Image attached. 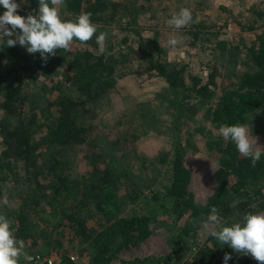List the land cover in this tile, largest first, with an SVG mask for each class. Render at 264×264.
Instances as JSON below:
<instances>
[{"label":"trees","instance_id":"obj_1","mask_svg":"<svg viewBox=\"0 0 264 264\" xmlns=\"http://www.w3.org/2000/svg\"><path fill=\"white\" fill-rule=\"evenodd\" d=\"M126 1L64 0L63 6L68 10V15H62L65 19L88 12L97 25V34L108 32L116 24L128 28V32L133 30L137 39L128 35L115 40L105 37L103 44L97 45L94 34L87 42L73 41L69 51L55 50L47 60L65 66L69 84L65 95L58 92L57 97L49 100L54 111L50 117L44 116L31 90V83L46 61L39 53H27L19 44L0 50V194L10 192L9 183L13 179L25 190L18 203L0 205V214L9 218L15 235L25 244V251L48 254L57 249L48 250L49 243H44L47 249L42 252L35 246L38 225L45 223L39 215L45 212L43 205L57 216L54 227L66 219L64 226L77 238L71 241V247L85 250L86 264H178L190 249L198 222H206L211 206L229 222L248 212H264V156L251 166L231 141H224L219 135L213 138L209 132L206 144L217 153V166L213 170L214 186L199 202L189 187L191 171L186 165L181 139L184 130L180 128L181 123L189 120L187 116L181 118L188 115L189 108H194L195 113L206 111L211 126L218 130L221 124L244 125L248 116L264 104V26L255 29L248 45L234 42L229 46L215 34L206 48L208 53H217L219 59L212 64L205 60L207 73L203 80L200 73L189 72L184 62L171 65L163 61L161 54L165 52L155 36L145 38L130 28L140 12L132 6L127 8ZM28 4L38 7L37 0H29ZM248 9L254 12V17H264L263 10L252 6ZM204 24L197 21L195 28L202 29ZM225 61L234 66L245 61L247 68L235 72V79L231 80V64L227 63L228 69L223 66ZM137 70L146 75L153 73L177 89L176 99L169 100L174 116L170 129L172 152L150 159L153 164L168 166V180L160 182V191L153 186L156 173L151 174L144 186L150 196L143 200L127 192V178L135 175L120 163L123 154L138 139V128L142 135L165 132L161 130L162 117L152 106L162 109L167 103L135 101L122 117L137 118V126L131 132L120 133L116 127L112 131L115 138L97 133L88 119V113L94 114L96 105L117 92L118 84ZM223 71L226 72L222 74ZM80 146L85 147L84 158L90 166L86 176L78 174L71 159V152ZM141 200L143 210L130 212L127 205ZM167 220L175 233L170 236L169 251L161 258L137 257L149 245L155 228ZM38 235L52 238L49 233ZM53 243L62 247L57 239ZM227 251L232 249H224ZM123 254L132 258L125 260ZM215 254L209 245L203 244L197 247L195 258L198 264H222L223 256L212 262ZM235 257L238 264H258L250 255L238 253L228 264H235ZM59 264L75 263L63 251Z\"/></svg>","mask_w":264,"mask_h":264},{"label":"rangeland","instance_id":"obj_2","mask_svg":"<svg viewBox=\"0 0 264 264\" xmlns=\"http://www.w3.org/2000/svg\"><path fill=\"white\" fill-rule=\"evenodd\" d=\"M126 1V0H117ZM19 2V0H18ZM129 8L134 7L140 14L137 16L135 23L130 24V28L137 30L139 34L147 38V36L156 37L158 45L164 50L165 53L161 54L163 61H167L169 64L174 65L178 62H184L189 68L191 73H200L204 80L207 73L205 66V60L209 59L212 64L214 61L219 59L217 53H208L207 46L211 43V38L217 34L219 37L224 38L229 46L234 42H241L244 45H248L251 39L254 37L253 33L255 29L261 30L264 26V17H254V12L249 11L248 7L252 6L257 10H263L264 12V0H127ZM181 7H187L192 13V20L188 26L179 30H174L170 25L167 24V20L170 15L178 11ZM37 7H32L28 3L21 4L18 9L21 15H25L28 12L35 10ZM259 8V9H258ZM3 9L0 8V11ZM61 14L68 15V10L62 5L60 6ZM253 16V17H252ZM200 21L205 23L202 29L195 28V22ZM115 23V22H114ZM125 22L122 20L121 24ZM252 25L253 30L248 27ZM128 28L117 27L116 24L110 26V30L105 32V37L123 38L124 35H128L137 39L135 32H128ZM195 32V33H194ZM194 33V34H192ZM175 37L179 43L176 46H170L167 41ZM101 47V46H100ZM241 48V47H240ZM100 49H104V46ZM46 60L43 68L38 73L35 81L31 84L32 94L36 100H39L40 109H43L45 117H50L54 111L49 105V100L57 97L58 92L63 95L66 94V90L69 84L67 77L65 76L66 68L59 62H52ZM61 62V61H60ZM223 65L227 66L228 62ZM209 63V64H210ZM230 64L232 62H229ZM247 66L245 61H240L237 65H230L231 80H234L235 72L241 73L242 70L246 69ZM226 71H223L224 74ZM146 75V73L137 70L133 74L122 80L117 86V92L112 93L105 97L101 104H97L94 109V114L88 113L90 123L97 133L111 134L109 138H115L113 130L117 127V132L127 130L129 132L137 126V118L127 120L122 117V114L126 112L130 107L134 105L135 101L138 100H150L154 103H158L159 100L167 103V106L160 109L157 106H152L157 112L158 116H161L163 126L161 130L165 132L157 135L154 131L150 134L146 133L142 135L140 128H138V139L134 142V145L123 154V162L120 163L125 170L128 166L129 169L134 173V177L127 178V192L129 194H137L138 198L147 199L150 196L149 190L145 188L147 180L151 179L156 173V180L153 183L154 188H158L161 191L162 183H167L168 180V166L159 164H153L152 160L161 157L163 154L172 152L171 143V130L173 114L169 100L176 99L177 89L170 87L166 82L158 76ZM227 77V76H226ZM189 82V81H187ZM69 92V91H68ZM67 92V94H68ZM99 105V106H98ZM188 115H182L181 118L187 116L189 120L187 123H181V130L184 132L181 134L183 148L186 157V165L191 171V180L189 187L194 192V197L197 201L203 202L205 196L211 192L213 183V170L216 168V156L217 153L206 144V138L209 132H212L213 138L218 136V131L214 129L210 122V115L206 114V111H200L195 113L194 108L187 109ZM122 123L119 124V121ZM249 131H252V135L256 138L257 144L264 147V104L255 109L247 118V122L244 124ZM113 128L112 130H110ZM166 128V130H165ZM171 129V130H170ZM186 129V131H185ZM156 134L154 137H152ZM86 152L85 147H77L71 152V159L73 160V168H75L78 174L86 176L89 174L90 166L85 160L84 154ZM150 171V173H149ZM9 188L10 192H4L0 194V197H6L7 203H15L19 201L21 193L24 192V186H17L15 179L10 180ZM142 193H137L138 191ZM19 194V195H18ZM141 202L137 201V204L129 203L127 207L130 212H140ZM45 212H40V217L44 218L43 223L39 224V230L36 236L35 246L40 248V251H45L47 248H57L51 251H59L60 253L65 251L68 255L74 256L73 262L75 264H86L88 262V254L85 250L71 247V241L74 242L77 239L74 233L70 234L67 231V226H64L66 219H63L60 225L54 227V223L57 216L54 215L53 211H47L46 205H43ZM127 208V209H128ZM50 210V207L48 208ZM124 212V211H123ZM128 212V210H127ZM239 216V215H238ZM240 217V216H239ZM236 217V220L240 219ZM184 219L181 218V221ZM92 221V220H91ZM165 223V224H164ZM205 221L198 222L199 227L195 229L194 240L189 245L192 250H197L198 246L203 244L209 245L216 253L214 256L215 260H220V257L225 253L224 249L228 247L219 246L217 242L207 236L206 231L203 228ZM63 225V226H62ZM162 226L159 225L155 228L154 234L149 238V245L142 249V252L137 254V257H145L150 255L152 257L161 258L170 249V236L175 234L171 231L170 220L164 221ZM93 226L92 228H94ZM93 230V229H92ZM44 232L46 235L50 234V239L44 238L45 236L38 235ZM170 232V234L168 233ZM49 236V235H48ZM57 239L62 242V247H56L53 241ZM44 243H49L47 248ZM53 246V247H51ZM46 248V249H45ZM26 250V249H25ZM50 251V252H51ZM28 254L33 253V250L27 249L25 251ZM234 256L236 252L227 251ZM125 260L131 259L130 254L122 255ZM236 258V257H235ZM23 258L20 259V261ZM239 259H235V264H238ZM166 264H172L167 262Z\"/></svg>","mask_w":264,"mask_h":264},{"label":"clouds","instance_id":"obj_3","mask_svg":"<svg viewBox=\"0 0 264 264\" xmlns=\"http://www.w3.org/2000/svg\"><path fill=\"white\" fill-rule=\"evenodd\" d=\"M37 2L35 10L21 15L18 9L29 0H0L3 9L0 11V50L19 44L27 53H39L46 61L55 50L69 51L73 41L84 43L94 34L97 45L103 44L105 34H97V25L90 20V13L81 12L73 19H65L60 12L64 0ZM191 20L190 9L181 7L170 15L167 24L179 30L188 26ZM167 43L176 46L179 41L172 37ZM217 131L224 141H231L237 152L249 159L251 166L264 156V147L257 144L252 131L245 125L221 124ZM6 204L7 198L0 197V205ZM203 228L219 246L226 245L234 252L250 255L258 264H264V212H248L229 222L219 216L215 206H211ZM230 258L231 254L225 252L222 264H228ZM23 260L31 261L32 256L25 252V244L15 235L9 218L0 214V264H20Z\"/></svg>","mask_w":264,"mask_h":264},{"label":"built area","instance_id":"obj_4","mask_svg":"<svg viewBox=\"0 0 264 264\" xmlns=\"http://www.w3.org/2000/svg\"><path fill=\"white\" fill-rule=\"evenodd\" d=\"M195 248L188 252L179 260L178 264H198L195 258ZM31 261H22L20 264H59L61 262V253L57 250L48 254L31 253ZM70 260H74V256H70Z\"/></svg>","mask_w":264,"mask_h":264}]
</instances>
